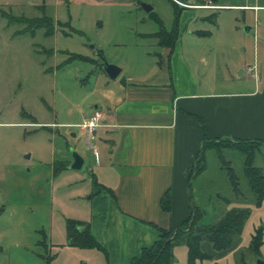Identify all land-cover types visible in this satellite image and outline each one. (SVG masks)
<instances>
[{"label": "rangeland", "instance_id": "374dc122", "mask_svg": "<svg viewBox=\"0 0 264 264\" xmlns=\"http://www.w3.org/2000/svg\"><path fill=\"white\" fill-rule=\"evenodd\" d=\"M254 2L204 0L203 6L214 7L185 8L198 0H0V264H34L25 248L43 252L35 244L41 235L35 229L50 233L51 210L67 220L89 201L91 179L99 176L89 159L81 169L68 164L69 189L59 193L56 182L52 204L49 180L65 171L61 161L73 160V150L86 147L84 138L73 136L83 112L99 110L106 117L107 97L124 77L156 68L160 48L149 37L160 30L155 15L171 31L177 6L185 8L178 21L180 34L205 32L208 44L201 55L209 62L208 77L228 80L238 77L240 63L253 58L255 31L247 33L245 26H255L257 20L253 10L239 6ZM143 3L153 11H146ZM43 15L53 19V33L37 27ZM103 57L122 68L117 79L104 70ZM245 159L234 146L212 143L205 159L192 164L190 199L205 211L202 223L216 222L233 208L251 209L239 241L228 251L213 252L211 242L203 240L207 246L202 250L212 256L196 264H241L243 254L249 264L264 259V242L260 256L250 249L253 234L264 228V204H255ZM254 163L264 169V144L258 146ZM55 166L56 174H50ZM202 166L206 169L195 176ZM229 167L238 176L239 193ZM175 256L176 264H190L187 245L177 246Z\"/></svg>", "mask_w": 264, "mask_h": 264}, {"label": "crops", "instance_id": "0c3cea01", "mask_svg": "<svg viewBox=\"0 0 264 264\" xmlns=\"http://www.w3.org/2000/svg\"><path fill=\"white\" fill-rule=\"evenodd\" d=\"M190 7L214 5L205 7L199 2L185 8ZM239 7L253 10L257 21L255 26L248 22L245 26L247 33L255 31L254 52L252 60L239 64L238 77L220 81L208 77L209 62L204 63L201 55L208 41L201 30L187 36L179 31L172 46L149 36L157 39L160 48L156 68L130 72L109 93L104 105L108 114L91 145L85 131L73 125L79 129L73 136L85 139L86 147L78 151L85 159L83 166L89 159L99 176L91 179L87 204L70 218L88 222L100 246L70 244L69 218H59L51 210L50 233L35 229L43 234L35 240L43 252L25 248V256L34 264H130L144 247L159 239L161 228L177 227L189 217L190 169L206 137L264 139V21L260 20L264 2L255 0ZM94 111H84L83 119ZM72 162L61 161L62 169ZM54 168L50 174H56ZM59 173L49 180L51 204L56 182L59 193L69 189L66 170ZM165 196L168 208L163 206ZM204 244L207 246L202 241L201 248Z\"/></svg>", "mask_w": 264, "mask_h": 264}, {"label": "trees", "instance_id": "16d2710c", "mask_svg": "<svg viewBox=\"0 0 264 264\" xmlns=\"http://www.w3.org/2000/svg\"><path fill=\"white\" fill-rule=\"evenodd\" d=\"M202 2L204 0H198ZM212 3L217 0H208ZM201 4V3H200ZM181 10L177 6L175 25L169 31L162 23V21L155 15V18L160 23V30L155 32L152 36L159 39L160 44H168L172 46L179 36L178 21ZM153 11V10H152ZM151 11V12H152ZM42 20L37 23V27H44L46 33L54 32V23L51 17L43 15ZM101 54V51H100ZM216 144L219 146L231 145L238 148L246 155L245 159V174L248 179L249 186L255 196V204L260 207L264 204V169L262 166L255 165L256 152L258 146L264 144V139L250 140V139H236L230 137L224 138H208L206 137L200 152L198 153L194 164L205 159V152L208 144ZM222 148V147H221ZM62 166V165H61ZM206 169L202 166L197 169L195 176ZM54 170L57 172L58 166ZM229 178L232 182L234 190L240 192L238 176L234 169L229 167ZM193 175L190 174V183ZM164 208L169 207V200L165 196L163 198ZM205 211L195 205L191 204V213L189 217L179 226L169 229H160V237L149 247H144L142 253L138 257H134L130 264H174L176 256L174 249L176 246L185 244L188 247V260L190 264H196L198 259L210 258L212 255L204 252L201 248L203 240H209L214 249L218 251L232 248L237 241V238L242 234L247 218L251 213L250 208H233L226 212L222 218L216 222L204 224L201 222ZM200 230L197 231V227ZM81 227V228H80ZM67 235L69 243L80 247H95L100 246L99 243L92 237L90 231V224L85 221L71 219L67 220ZM264 228H258L252 237L250 249L260 256V247L264 240ZM241 264H249L244 254L242 255Z\"/></svg>", "mask_w": 264, "mask_h": 264}, {"label": "water", "instance_id": "95a60500", "mask_svg": "<svg viewBox=\"0 0 264 264\" xmlns=\"http://www.w3.org/2000/svg\"><path fill=\"white\" fill-rule=\"evenodd\" d=\"M143 7L146 11L151 12L153 10L152 5H149L147 3H143ZM250 27L247 28V31L249 30ZM92 47H94L92 45ZM98 54H100V51H98ZM102 66L104 67V70L106 73L112 78V79H117L122 71V68L118 66L115 63H111L107 61L104 57L102 58ZM73 155V162L70 164V168L72 169H80L83 164H84V157L77 151L73 150L72 151ZM81 228V227H80ZM200 230V226L197 227V231ZM257 264H264V259L258 258L257 259Z\"/></svg>", "mask_w": 264, "mask_h": 264}, {"label": "built area", "instance_id": "2783aa9c", "mask_svg": "<svg viewBox=\"0 0 264 264\" xmlns=\"http://www.w3.org/2000/svg\"><path fill=\"white\" fill-rule=\"evenodd\" d=\"M253 69L254 67H249V70ZM102 121L103 114L99 110H96L89 118L74 126H77L85 131L87 142L91 145V143L96 139V131L98 127L102 125Z\"/></svg>", "mask_w": 264, "mask_h": 264}]
</instances>
